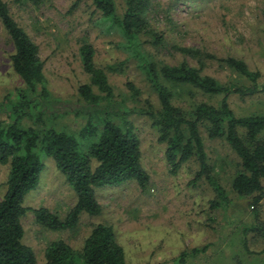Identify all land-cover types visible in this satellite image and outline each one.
Instances as JSON below:
<instances>
[{"label":"rangeland","instance_id":"1","mask_svg":"<svg viewBox=\"0 0 264 264\" xmlns=\"http://www.w3.org/2000/svg\"><path fill=\"white\" fill-rule=\"evenodd\" d=\"M3 1L15 22L38 46L51 98L57 100L48 106L54 112L47 110L42 117L46 127L77 135L85 126L90 108L77 94L78 87L90 81L78 52L83 42L94 47L95 65L105 70L122 111L142 108L145 101L157 106L156 95L141 71L116 47L119 36L104 33L97 26L99 14L89 0H47L40 6L26 0ZM115 2L121 12L124 0ZM152 2L151 24L166 36L164 48L146 51L158 66L187 60L199 67L197 59L180 56L173 49L189 47L217 59L243 61L250 71L260 74L259 86L264 85V0ZM13 53V44L0 23V121H7L6 106L1 108L5 98H13L24 87L12 68ZM203 62V75L223 85H248L227 66L215 60ZM128 83L140 91L139 98L131 97ZM181 98L175 100V105H186V97ZM198 99L216 106L221 97L198 95ZM229 104L238 116L264 115V92L245 98L233 94ZM113 121L121 126L131 125L137 134L141 163L149 176L147 187L142 190L135 183H127L98 189L96 196L102 211L99 216L83 215L75 229L52 232L35 223L32 211L45 208L64 219L76 198L53 161L40 154L45 167L36 189L24 198L27 212L22 219L23 240L35 253L36 264H44L45 248L54 241L81 249L96 224L113 228L126 264H264V236L244 232L255 224L253 212L248 201L236 198L230 189L236 160L223 141H209L204 136L209 162L215 166L214 176L232 201L229 206L212 211V187L204 181H193L197 165L187 162L172 174L164 158L165 146L158 143L157 132L147 117L129 113L124 119ZM22 124L34 127L27 119ZM7 175L8 167L0 165V200ZM260 207V217L264 219V202ZM203 247H207L204 252L192 253Z\"/></svg>","mask_w":264,"mask_h":264},{"label":"trees","instance_id":"2","mask_svg":"<svg viewBox=\"0 0 264 264\" xmlns=\"http://www.w3.org/2000/svg\"><path fill=\"white\" fill-rule=\"evenodd\" d=\"M26 1L40 6L47 0ZM89 1L99 14L97 26L104 33L119 36L121 40L116 47L141 71L156 95L157 106L145 101L142 108L122 111L115 102L105 70L95 65L94 47L83 42L78 52L90 81L80 85L77 94L90 108L85 126L77 135L46 127L42 117L47 110L54 112L48 106L57 100L51 98L39 48L15 22L7 3L0 0V23L14 48L10 57L12 68L24 84L13 98L6 97L1 104V108L6 106L7 121H0V165L8 167V175L0 200V264H36L35 253L23 240L22 219L27 212L24 198L36 189L45 167L40 154L53 161L76 198L64 219L45 208L32 211L35 223L46 230H73L81 216H99L102 211L96 196L98 189L135 183L145 190L149 176L141 163L140 140L131 125L121 126L113 121L124 119L129 113L150 120L158 143L165 146L164 158L172 174L187 162L197 165L193 181H204L212 187L215 194L209 203L212 211L227 207L232 201L214 176L215 166L209 162L204 136L209 141H223L236 160L230 189L236 198L247 200L253 212L255 224L244 232L264 236V219L260 217L264 202V115L238 116L229 104L233 94L245 98L264 92V85L259 86L260 74L250 71L241 60L217 59L197 49L178 46L173 47L175 53L197 59L199 67L187 60L158 66L146 52L166 46L165 33L155 29L150 21L152 0H124L121 12L115 0ZM173 1L175 4L205 0ZM261 14L264 19V8ZM203 59L227 66L248 85H223L203 75ZM126 87L133 99L141 96L133 84ZM198 95L220 96L221 100L215 106L199 100ZM181 97H186V105H175V100ZM24 119L32 121L34 127L24 126ZM206 249H193L192 253ZM44 264L126 263L113 228L96 224L79 250L64 241L50 243L44 251Z\"/></svg>","mask_w":264,"mask_h":264}]
</instances>
